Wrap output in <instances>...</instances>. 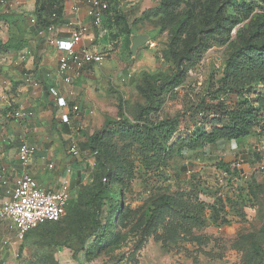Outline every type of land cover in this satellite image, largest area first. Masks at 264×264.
Listing matches in <instances>:
<instances>
[{"label":"rangeland","instance_id":"374dc122","mask_svg":"<svg viewBox=\"0 0 264 264\" xmlns=\"http://www.w3.org/2000/svg\"><path fill=\"white\" fill-rule=\"evenodd\" d=\"M108 1V17H123L125 32L115 40L108 24H103L95 43L87 46L101 54L104 63L70 73L77 94L72 104L77 103L80 112L59 131L60 119L48 124L51 131L56 128L66 135L62 142L67 156L73 141L80 147V158L72 160L85 164V170L83 179L75 182V191L88 184L95 170L94 156L85 149L88 138L101 132L107 118L140 122L138 106L151 108L149 84L158 88L190 52L197 63L186 64L184 84L154 97L157 108L142 118L143 122L180 118V126L167 148L156 153L113 137L110 147L124 160L126 174L96 201L104 231L95 234L90 223L92 207L69 212L77 197L68 186L71 196L63 221L42 227L19 243L18 264H264V131L254 129L232 150L224 139L215 144L183 139L196 131L191 107L210 88L218 87L228 54L258 32L264 40V0ZM0 12V22L25 18L11 8L0 6ZM141 35L148 41L133 57L131 39ZM4 36L7 31L0 30V39ZM43 37L41 48L36 47L39 38L29 37L28 48L40 55L52 51L55 36ZM51 54L54 82L62 54L58 50ZM8 59L6 65L19 61L16 55ZM32 81L33 97L42 90L47 98V77ZM15 136L18 148L22 132ZM101 147L105 149L104 144ZM103 152L114 162L112 154ZM162 196H167V206L159 210Z\"/></svg>","mask_w":264,"mask_h":264},{"label":"trees","instance_id":"16d2710c","mask_svg":"<svg viewBox=\"0 0 264 264\" xmlns=\"http://www.w3.org/2000/svg\"><path fill=\"white\" fill-rule=\"evenodd\" d=\"M57 5L55 0H36V10L32 16H24L23 19L12 21L21 22L23 26L18 28L16 35H10L6 43L0 41V53H18L27 49L29 47L28 36L39 38V45L36 47L41 48L40 45L45 40L43 36H47V29L54 23L50 22L49 18L53 14H56L59 20L63 17V7ZM109 12L110 9L105 16L104 24H108L107 28L113 39L119 40L125 32L126 25L123 23L126 21L123 17H115V20L108 17ZM26 18H30L31 21L34 19L35 23L25 22ZM220 24L216 19V25ZM32 53L35 63L39 64L44 54L40 55L35 51ZM187 63L191 66L197 63L190 52L180 58L174 74L162 80L158 88L149 84L148 99L151 108L138 106L142 118L144 115L150 116L151 112L157 108L154 97L164 96L184 84ZM50 88V86L45 88L47 97L52 96ZM210 89L196 106L191 107L189 115L196 131L191 136L183 138L184 141L191 144L204 140L215 144L218 139L238 142L250 136L254 129L261 128L264 131V124L262 125L264 119V40L261 32L256 33L240 48L228 54L218 87L213 88L212 91ZM142 118L137 123L107 118L101 132L90 136L85 144V149L87 148L91 156H94L95 170L92 178L89 181L86 179L88 184L86 182L76 192L77 201L71 206L69 212L74 214L81 207H92L90 223L96 235L104 231L96 201L111 190L112 184L122 181L126 174L124 160L115 155V151L110 147L111 139L115 136L129 139L132 143L141 146L142 150L156 153L167 148L180 126V118H163L154 122L148 120L143 122ZM102 144L107 153L112 154L114 162L108 158L107 154H104L105 149L101 147ZM167 199V196L160 198L157 203L159 210L166 208ZM118 204L119 208L123 209L124 204L120 193ZM63 219L58 223L45 224L38 229L59 224ZM38 229L29 232L23 242Z\"/></svg>","mask_w":264,"mask_h":264},{"label":"crops","instance_id":"0c3cea01","mask_svg":"<svg viewBox=\"0 0 264 264\" xmlns=\"http://www.w3.org/2000/svg\"><path fill=\"white\" fill-rule=\"evenodd\" d=\"M9 1L14 4L12 10L16 11L17 15L30 17L36 10V0ZM55 1L58 7H63L62 19L59 20L60 22H54L56 23V31L53 36H55L56 40H68L70 31L77 23L91 27L92 21L88 16L89 8L84 0ZM3 21L5 22H0V30H6L7 36H4L0 41L6 43L10 35L16 33L18 28L23 25L21 22H12L7 19ZM31 38L37 40V37ZM30 50L33 51L32 49ZM52 52L55 54L57 48H53L52 51L47 49L46 55H43L39 64L35 63L33 55L23 62L21 61V52L10 53L7 56H3L0 53V64H3V66H0V116L7 111L16 110L33 113V117L26 122H0V202L9 196L8 192L15 187L21 174L22 169L18 156L20 146L17 148L14 145L15 133L18 131L22 132V138L28 141L33 150L28 173L36 180L39 186L44 189L56 190L62 183H66L73 192H76L77 186L75 182L84 176L85 164L74 161L71 156L65 154L62 140L66 139V135L58 132L61 127L65 128L67 125H71L72 121L70 124H62L60 122L58 131L56 128L51 131L52 126L48 124L60 121L58 120L60 119V111L56 101H52L50 97L46 98L42 90H40V94L33 97L34 92L31 84L36 81H32L33 77L37 80H40L41 77H47V87L57 88L70 104L77 97L73 90L74 87H66L67 85L64 84L60 77L51 82L50 76L53 73L51 71L55 68L54 61L51 58ZM15 55L19 61H9L6 65L5 62L9 60L8 58L10 56L14 58ZM17 63L21 64V68L15 67ZM34 85L36 87L41 86L38 82H35ZM61 88L65 89V91ZM71 92L75 93V98L70 96ZM51 106L54 107V110H51ZM48 128H50V131ZM225 146L228 150L237 147L234 141L228 142ZM50 166L53 167L50 168ZM10 226L11 223L9 221H5L0 225V264H18L19 243L16 242V233L11 230ZM7 241L10 243L14 242V244L9 243L8 246H5L4 243Z\"/></svg>","mask_w":264,"mask_h":264},{"label":"built area","instance_id":"2783aa9c","mask_svg":"<svg viewBox=\"0 0 264 264\" xmlns=\"http://www.w3.org/2000/svg\"><path fill=\"white\" fill-rule=\"evenodd\" d=\"M88 6V16L91 18L92 25L87 27L81 23L70 31L68 40H56V48L62 54L59 59L58 75L66 84L72 88L73 78L70 73L85 69L90 65H102L104 58L96 51L89 49L87 44H93L96 41V32L103 26L107 11L110 9L108 0H84ZM0 6L3 8H14V4L9 0H0ZM50 22H58L59 18L53 14L49 18ZM35 23L33 19L31 21ZM56 31V25L53 23L46 32L49 37ZM33 55L30 49L21 52V60L24 62ZM50 92L60 111V120L62 124H70L72 116L80 112V107L72 105L61 95L57 88L51 87ZM75 96L74 92L70 93ZM33 117L32 112L24 110L7 111L0 116V122L19 121L26 122ZM68 154L72 158H80V147L76 141H73ZM33 150L28 141L22 138L19 148V161L21 164V174L15 187L8 192V197L0 202V225L9 221L11 230L16 233V242L23 243L25 236L39 227L48 223H58L66 215L67 205L70 201L71 192L68 184L62 185L56 190L44 189L28 173ZM53 166H50L52 168ZM5 246L9 242L4 243Z\"/></svg>","mask_w":264,"mask_h":264},{"label":"water","instance_id":"95a60500","mask_svg":"<svg viewBox=\"0 0 264 264\" xmlns=\"http://www.w3.org/2000/svg\"><path fill=\"white\" fill-rule=\"evenodd\" d=\"M131 41H132L131 54L133 57H135L138 51L146 45L148 41V37L146 35H141V36L133 37Z\"/></svg>","mask_w":264,"mask_h":264}]
</instances>
